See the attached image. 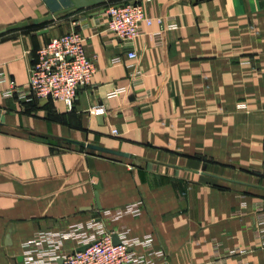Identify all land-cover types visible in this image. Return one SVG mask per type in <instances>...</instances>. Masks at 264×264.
Returning <instances> with one entry per match:
<instances>
[{"label":"crops","instance_id":"obj_1","mask_svg":"<svg viewBox=\"0 0 264 264\" xmlns=\"http://www.w3.org/2000/svg\"><path fill=\"white\" fill-rule=\"evenodd\" d=\"M107 1L133 0H105L0 34V76L21 84L37 48L66 31L82 32L96 64L72 110L5 97L9 84L0 79V264H29L24 243L36 232L92 218L108 231L126 228L128 238H151L154 264H264L255 235L264 203V0L145 1L146 14L162 21L141 25L134 59L102 32ZM73 5L0 0V29ZM137 70L141 87L130 79ZM98 104L104 110L90 112ZM64 138L134 157L62 147ZM137 202L138 214L104 215ZM214 240L221 253L242 251L213 262ZM78 246L69 238L62 249Z\"/></svg>","mask_w":264,"mask_h":264},{"label":"built area","instance_id":"obj_2","mask_svg":"<svg viewBox=\"0 0 264 264\" xmlns=\"http://www.w3.org/2000/svg\"><path fill=\"white\" fill-rule=\"evenodd\" d=\"M149 0L107 1L102 12L104 33L111 32L125 45V54L134 59L137 56L133 48V40L142 33L141 25H151L162 18H152L146 14L144 2ZM88 26L87 23H84ZM84 26V27H85ZM173 27V26H172ZM160 39L159 33H157ZM120 60V56L113 61ZM96 70L94 58L87 51L86 38L80 30H70L51 37L39 46L30 66L29 78L26 83H18L15 79L1 75L2 81H8L9 87L4 92L5 97H15L24 105L41 99L61 101L68 110H72L78 89L91 83ZM134 87L144 85V74L137 70L130 74ZM124 87L111 91L108 95L115 96ZM150 92L145 96H150ZM103 104L94 105L90 112H102ZM114 134L117 133L113 129ZM140 202L131 203L117 210H105L104 215L118 219L125 214L140 213ZM116 234L119 242L114 243ZM255 235L260 245L264 246V203L257 206V224ZM76 239L79 246L72 250L62 249L65 239ZM142 245L140 253L136 246ZM221 243L213 241V262H222L226 256L241 249L220 251ZM23 258L29 264H154L155 258L149 255L152 249L151 238H128L127 229L121 231L105 230L100 220L95 218L85 223H75L58 231H38L24 243ZM81 246L84 249L77 250ZM163 253L159 252L161 256Z\"/></svg>","mask_w":264,"mask_h":264},{"label":"water","instance_id":"obj_3","mask_svg":"<svg viewBox=\"0 0 264 264\" xmlns=\"http://www.w3.org/2000/svg\"><path fill=\"white\" fill-rule=\"evenodd\" d=\"M104 1L105 0H74L73 7L69 8V9H64L62 11H59L56 13H50V14H47V15H44V16H41L38 18L25 19V20H21V21L9 24L5 28L0 29V34L8 32V31L32 26V25L41 24V23H44L46 21L53 20L58 15H64L67 13H71V12L77 11L79 9H82L84 7L100 4ZM134 1L135 0H133L132 2H134ZM49 29H50L49 27H45L43 29H40L38 32L39 33H45L47 31H49ZM47 101H48L47 99H44L42 103H46ZM4 121H5V116L1 115L0 116V124H3ZM63 140L67 143L74 144V145H77L80 147H84V148H87L89 150H93L94 152H100L103 154H109V155L120 156V157H129V158L134 157V154L129 152V151L108 147V146H105V145H102V144H99L96 142H92V141H83V140H77V139H72V138H64ZM113 240H114V243L119 242L116 234L113 235ZM85 247L86 246H81L77 250L84 249Z\"/></svg>","mask_w":264,"mask_h":264},{"label":"rangeland","instance_id":"obj_4","mask_svg":"<svg viewBox=\"0 0 264 264\" xmlns=\"http://www.w3.org/2000/svg\"><path fill=\"white\" fill-rule=\"evenodd\" d=\"M106 4H107V2H106ZM67 15H70V14H67ZM66 16V15H65ZM64 17V16H63ZM63 17H57V19H59L58 21V23H60L61 21H64V19L62 20L61 18H63ZM48 22H45V23H42V24H40L39 26H43V25H45V24H47ZM39 26H37V27H39ZM52 143H56V141L55 142H52ZM60 145H62V147L63 146H71V147H78L79 149H83V148H81L80 146H77V145H72V144H68V143H61ZM85 150H87V151H91V150H89V149H87V148H85ZM96 153H100V152H96Z\"/></svg>","mask_w":264,"mask_h":264},{"label":"trees","instance_id":"obj_5","mask_svg":"<svg viewBox=\"0 0 264 264\" xmlns=\"http://www.w3.org/2000/svg\"><path fill=\"white\" fill-rule=\"evenodd\" d=\"M45 23V22H44ZM42 24V23H41ZM40 24H37V25H32V26H28V27H24V28H27V29H32V28H36L37 26H39ZM81 148H83V149H85L84 147H81ZM90 152H93L94 153V151L93 150H91Z\"/></svg>","mask_w":264,"mask_h":264}]
</instances>
